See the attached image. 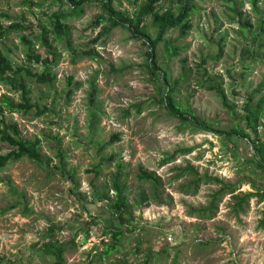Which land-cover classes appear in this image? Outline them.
Instances as JSON below:
<instances>
[{"label": "rangeland", "instance_id": "rangeland-1", "mask_svg": "<svg viewBox=\"0 0 264 264\" xmlns=\"http://www.w3.org/2000/svg\"><path fill=\"white\" fill-rule=\"evenodd\" d=\"M32 1L39 5L2 0L0 27L20 21L38 30L54 11L67 7L59 0ZM132 1L115 0L114 4L120 12L134 15ZM234 1L243 17L256 26L264 12V0H194L198 7L192 14L194 27L177 42L180 53L160 60L171 81L186 65L188 75L176 98L215 127L232 126L236 118L245 126L242 108L246 98L264 82V50L257 55L244 51L251 48L255 30L244 31L237 24ZM174 5L178 7L179 1ZM99 14L105 12L92 4L82 15L68 19L75 52L57 42L63 53L56 68L57 83L53 88L34 85V97L43 92L44 98L39 99L50 104L52 111L36 116L4 110L9 121L18 122L24 137L42 140L41 152L52 160L24 158L0 169V264H41L35 245L50 225L59 228L56 237L66 243V264H143L146 258L149 264H264V227L259 224L264 199L255 196L238 211L227 195L212 216L202 218L192 209L208 206L217 185L202 183L196 193L185 192L181 185L189 176L175 178L178 167L191 163L201 173L241 181L240 191H254L253 185L264 191V172L255 165L252 142L182 124L161 104L166 84L149 71L148 48L123 26L107 31L103 24H93ZM19 34L13 32L0 39V47L21 61L25 56ZM177 35L172 29L168 37ZM220 46L224 54L217 59ZM78 52L88 54L73 62V54ZM203 60L209 74L222 81L227 102L199 81L198 63ZM33 67L39 68L36 64ZM70 77L83 84L67 104L64 93ZM4 93L17 101V95L0 84V97ZM114 133L120 139L104 145ZM256 136H264V114L258 134H251L254 140ZM56 139L65 151L61 162ZM185 147L194 150L163 162L176 149ZM7 151L0 143V153ZM118 161L124 163L121 180L126 183L133 212L131 227L122 225L118 215L98 197L104 191L114 195L112 177ZM53 165L65 166L66 171L75 173V180L58 170L48 171ZM140 166L161 176L157 193L162 203L154 198L152 184L138 178ZM141 192L149 195L148 206H135ZM81 227H90L89 236L80 233L72 244ZM118 227L125 230L121 245L100 258L110 240L104 231Z\"/></svg>", "mask_w": 264, "mask_h": 264}, {"label": "trees", "instance_id": "trees-1", "mask_svg": "<svg viewBox=\"0 0 264 264\" xmlns=\"http://www.w3.org/2000/svg\"><path fill=\"white\" fill-rule=\"evenodd\" d=\"M59 1L63 5H67V7H61L54 11L48 20L39 26L38 30H34L31 25L20 21H13L7 26L0 27V39L9 36L13 32L20 33L19 42L24 48L23 52L25 56V60L18 61L17 59H13L11 52L0 47V84L8 88L9 92L17 95V101L6 93L0 97V143L6 145L9 149L6 153H0V169L6 167L11 162L24 158L40 162H50L52 160L51 156L41 152L42 140L39 137L33 139L24 137L18 122L9 121L6 118L4 110L7 109L9 112H22L23 114L34 113L36 116H43L52 111L50 104L41 103L39 99L43 92L37 93L39 94L38 98L36 96L34 97V94H36L34 85L46 86L48 88L55 86L58 81L56 68L63 59V53L56 43H64L71 52H75L72 29L68 23V19L73 16L82 15L90 5L98 4L105 14H99L93 21V24H96V26L103 24L105 26L103 30L107 31H110L116 26H123L148 48L146 51V65L156 78H161L166 84L160 99L161 104L171 114L178 117L184 125L190 123L192 127L212 131L217 135L229 139L235 136L248 138L252 142L255 150V165L264 172V136H256L255 140L251 137L252 133L254 135L258 134L260 120L264 114V95H260L262 89H264V82L260 83L246 98V102L242 108V118L245 126H242L240 120L236 118L232 126L224 125L215 127L207 125L205 121L196 115L193 109L184 105L182 101L176 98L178 87L188 75L186 65H183L182 74L171 81L160 63L162 56L172 58L180 53L181 48L177 42L181 38H185L193 29L192 14L198 9L194 0H178V7L174 5L175 0H133L132 4L135 8L134 15L127 12H120L114 4L115 0ZM253 1L257 3V0ZM1 2L2 0H0ZM23 2L26 5H39L32 0H23ZM232 9L234 10V19L244 31L255 30L251 34V48H245L244 51L252 55H257V51L264 50V12L261 14L255 26L248 18L243 17V12L235 1ZM153 28H155L154 32L152 31ZM172 29L178 31V35L175 38L168 37ZM102 34L103 32L99 36H102ZM89 52L91 53V51ZM223 52V46H220L216 58L221 59L224 54ZM85 54L80 52L74 53L72 57L73 62H76L78 58H82ZM204 62L203 60L202 63H198V70L201 77L199 81L203 86L216 90L225 98L224 101L227 102L222 81L218 80L216 75L209 74ZM35 64L39 68H34L33 66ZM82 84L80 81H74L73 77L67 80V89L64 93L67 104L71 102L75 90L82 86ZM42 98H44V95ZM226 106L230 107L229 104H226ZM119 139V134L114 133L104 141V145H111ZM55 149L57 151L56 155L61 162L65 157V151L62 149L61 142L58 139L55 140ZM193 150V147L178 148L163 162L166 163L169 160H175L177 155L188 154ZM109 158L110 156L104 158V160L108 161ZM116 165L117 170L112 177V190L114 195H111L108 191H104L101 195L98 194V197L100 200L106 201V206L114 214L118 215L119 222L122 225L128 224L127 227H131L133 212L129 203L126 183L121 180L124 163L118 161ZM55 170L60 171L62 174H68L71 179L75 180V173L66 171L65 166L53 165L51 169H48L50 172ZM177 170L178 172L175 178L189 176V180L181 185L182 190L185 192L196 193L202 183L217 185V189L212 193V200L208 206L200 209H192L194 214H198L202 218L212 216L218 208V203L227 195H231L235 201V208L238 211H243L245 206H248L249 201L255 196L260 200L264 199V191L256 185H253L254 191H240L241 181L230 182L216 175H211L208 172L201 173L191 163L180 166ZM138 178L143 182L152 184L154 198L157 202L162 203L157 193L158 188L162 185L161 176L155 171L147 170L140 166ZM139 197L138 202H135V206L141 204H144V207L148 206L146 202L150 198L149 195L141 192L139 193ZM169 199H172V197ZM262 214L263 217L259 221V224L264 227V207ZM58 229L55 225H50L46 233H44L42 240L35 245L39 255L36 253L33 255H38L41 258V264H66L67 262L65 256L67 246L66 243L61 242L56 237V230ZM80 233L88 237L90 227H81L77 230L71 240L72 244H74L75 236ZM104 235H109L110 240L107 241L108 243H106V247L102 251L100 258L108 256L119 248L121 238L125 235V230L122 227L110 228L104 231ZM143 264H149V259L146 258Z\"/></svg>", "mask_w": 264, "mask_h": 264}]
</instances>
